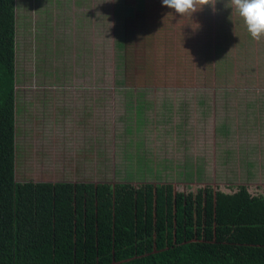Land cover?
<instances>
[{"label":"rangeland","instance_id":"obj_1","mask_svg":"<svg viewBox=\"0 0 264 264\" xmlns=\"http://www.w3.org/2000/svg\"><path fill=\"white\" fill-rule=\"evenodd\" d=\"M49 1L16 0L17 181L264 195V38L227 0L184 16L144 0L136 21V0Z\"/></svg>","mask_w":264,"mask_h":264},{"label":"trees","instance_id":"obj_2","mask_svg":"<svg viewBox=\"0 0 264 264\" xmlns=\"http://www.w3.org/2000/svg\"><path fill=\"white\" fill-rule=\"evenodd\" d=\"M133 9L144 12L136 21L152 7L138 0ZM19 25L16 0H0V264H264V195L244 185L17 181Z\"/></svg>","mask_w":264,"mask_h":264},{"label":"clouds","instance_id":"obj_3","mask_svg":"<svg viewBox=\"0 0 264 264\" xmlns=\"http://www.w3.org/2000/svg\"><path fill=\"white\" fill-rule=\"evenodd\" d=\"M212 0H162V5L180 16L192 15ZM226 8L232 9L243 21L252 39L264 38V0H227Z\"/></svg>","mask_w":264,"mask_h":264},{"label":"crops","instance_id":"obj_4","mask_svg":"<svg viewBox=\"0 0 264 264\" xmlns=\"http://www.w3.org/2000/svg\"><path fill=\"white\" fill-rule=\"evenodd\" d=\"M136 2H138V0H136Z\"/></svg>","mask_w":264,"mask_h":264}]
</instances>
